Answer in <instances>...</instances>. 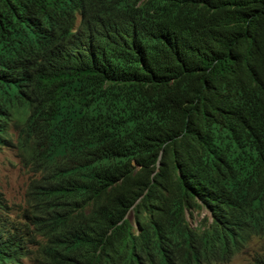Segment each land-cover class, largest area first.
<instances>
[{"label":"trees","instance_id":"1","mask_svg":"<svg viewBox=\"0 0 264 264\" xmlns=\"http://www.w3.org/2000/svg\"><path fill=\"white\" fill-rule=\"evenodd\" d=\"M4 146L0 264H264V0H0Z\"/></svg>","mask_w":264,"mask_h":264},{"label":"rangeland","instance_id":"2","mask_svg":"<svg viewBox=\"0 0 264 264\" xmlns=\"http://www.w3.org/2000/svg\"><path fill=\"white\" fill-rule=\"evenodd\" d=\"M29 180L30 176L20 164L14 148L4 146L0 150V204L8 215L20 216L22 214ZM203 215L204 213L201 217ZM248 259V254L237 255L229 264H248ZM24 263L32 264L30 261H24Z\"/></svg>","mask_w":264,"mask_h":264}]
</instances>
